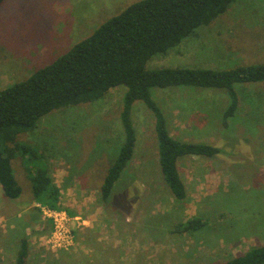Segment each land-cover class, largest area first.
Wrapping results in <instances>:
<instances>
[{"label":"rangeland","instance_id":"rangeland-1","mask_svg":"<svg viewBox=\"0 0 264 264\" xmlns=\"http://www.w3.org/2000/svg\"><path fill=\"white\" fill-rule=\"evenodd\" d=\"M135 1L4 0L0 88L50 64ZM196 33V39L182 40L177 51L152 57L147 68L183 64L229 69L241 61L264 62V0H235ZM125 90L114 87L102 99L53 110L34 129L17 135L33 150L25 164L21 158L13 162L20 196L7 199L9 203L0 196V264H17L22 242L27 244L22 264H218L264 244V84L246 85L243 96L251 100L241 103V119L235 115L225 126L219 123L227 99L221 89L152 90L174 137L212 142L224 150L221 156L179 160L188 191L183 201L173 199L161 180L151 111L142 101L133 102L136 144L123 187L136 185L138 200L123 219H101L107 226L95 227L93 233L79 229L84 222L90 225L96 207L89 201L99 199L104 169L118 152ZM28 168H50L61 188L58 204L69 224L60 234L69 248H58L42 205H28L34 202ZM197 215L207 218L208 226L192 235L175 232L177 223Z\"/></svg>","mask_w":264,"mask_h":264},{"label":"trees","instance_id":"trees-1","mask_svg":"<svg viewBox=\"0 0 264 264\" xmlns=\"http://www.w3.org/2000/svg\"><path fill=\"white\" fill-rule=\"evenodd\" d=\"M234 1L137 0L101 23L50 64L24 80L0 88V186L3 196L8 200L16 199L22 193L13 162L21 158L25 164L33 150L19 142L18 134L34 129L39 120L53 110L88 104L104 98L114 87L125 86L119 114L123 134L119 133L118 152L104 169L99 187L100 201L106 209L127 211L138 197V189L133 192L136 185H129L127 190L123 187L135 152L136 131L131 112L137 100L142 101L154 117L156 162L161 180L173 199L185 200L188 191L180 176L179 160L186 156H221L224 150L212 142L194 143L174 137L152 90L172 87L221 89L227 99L219 112V123L225 126L235 115L241 119L242 104L251 100L243 96L246 85L264 84V62L241 61L229 69L183 64L147 68L146 63L156 55H166L172 48L177 51L184 46L181 42L187 37L196 39L197 28L211 23ZM3 2L0 0V5ZM199 35L202 36L201 32ZM27 171L34 200L49 209L61 210L58 204L61 188L53 181L50 168H28ZM120 188L122 190L117 193ZM221 215L218 218H222ZM206 226L207 218L197 215L177 223L174 230L192 235ZM26 245L22 242L17 264L23 263ZM218 264H264V244Z\"/></svg>","mask_w":264,"mask_h":264},{"label":"crops","instance_id":"crops-1","mask_svg":"<svg viewBox=\"0 0 264 264\" xmlns=\"http://www.w3.org/2000/svg\"><path fill=\"white\" fill-rule=\"evenodd\" d=\"M202 124V123H201ZM202 126V125H201ZM15 174V173H14ZM16 178V177H15ZM17 180V179H16ZM30 188V187H29ZM0 196L6 201L9 203V201H7V199L3 196V191H2V188L0 186ZM17 199V198H16ZM34 199V198H33ZM15 200V199H14ZM138 199H135L133 200L134 203H136ZM18 201H21L18 200ZM99 202V204H98ZM32 203V204H31ZM34 203H38L37 201L34 200L31 201L28 205L30 206H33V205H36ZM89 203L92 205L93 203V206H95L96 208L93 210V219L90 220V225H85V222L82 223L84 224L85 227H81L79 228L80 230H82L83 232H94V228H99L100 226H104L106 227L107 226V222H102L101 219H111L110 222H115V221H118V219L120 218H124L126 216L129 215V212L127 211H124V210H116V209H106L102 202L100 201V199L96 200V199H90ZM133 203V205H134ZM132 205V206H133ZM107 214H110L108 216H106V213ZM113 218V219H112ZM106 221V220H105ZM80 224V223H79ZM87 226V227H86ZM114 230V227L112 228Z\"/></svg>","mask_w":264,"mask_h":264},{"label":"built area","instance_id":"built-area-1","mask_svg":"<svg viewBox=\"0 0 264 264\" xmlns=\"http://www.w3.org/2000/svg\"><path fill=\"white\" fill-rule=\"evenodd\" d=\"M40 208H41L42 214L46 218H48L50 221H52L54 225V232L52 233L53 234L52 238L56 240V243L58 245L60 244L58 248H62V249L69 248L70 247L69 241L68 240L62 241V237L60 234L61 228L68 229V227H66V224H69V219L66 217V214L62 210L49 209L45 206H41ZM64 232L71 234L69 230H65Z\"/></svg>","mask_w":264,"mask_h":264}]
</instances>
